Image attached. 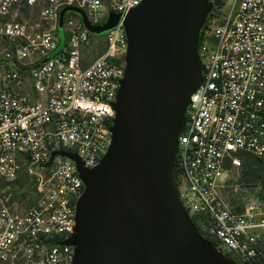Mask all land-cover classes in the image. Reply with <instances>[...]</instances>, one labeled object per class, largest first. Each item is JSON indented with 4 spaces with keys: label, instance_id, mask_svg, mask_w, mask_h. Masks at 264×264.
I'll return each instance as SVG.
<instances>
[{
    "label": "built area",
    "instance_id": "2783aa9c",
    "mask_svg": "<svg viewBox=\"0 0 264 264\" xmlns=\"http://www.w3.org/2000/svg\"><path fill=\"white\" fill-rule=\"evenodd\" d=\"M144 0H0V264H72L86 190L76 155L95 169L112 143L126 73L124 17ZM111 13L105 34L91 32ZM94 53H97L95 55ZM202 81L177 145L178 198L241 264H264V201L227 198L243 154L264 164V0L213 3L197 47ZM26 173L34 186L10 188Z\"/></svg>",
    "mask_w": 264,
    "mask_h": 264
},
{
    "label": "water",
    "instance_id": "95a60500",
    "mask_svg": "<svg viewBox=\"0 0 264 264\" xmlns=\"http://www.w3.org/2000/svg\"><path fill=\"white\" fill-rule=\"evenodd\" d=\"M201 0H144L124 17L126 73L114 107L112 143L92 170L74 154L86 190L77 208L72 264H230L194 230L172 181L176 128L202 81L197 58ZM91 32L121 20L111 13ZM212 10V8H211ZM201 69V67H200Z\"/></svg>",
    "mask_w": 264,
    "mask_h": 264
},
{
    "label": "trees",
    "instance_id": "16d2710c",
    "mask_svg": "<svg viewBox=\"0 0 264 264\" xmlns=\"http://www.w3.org/2000/svg\"><path fill=\"white\" fill-rule=\"evenodd\" d=\"M217 1L218 0H215L214 3ZM207 20L205 21V23L207 22ZM201 34H202V30H201ZM242 159H243V163L239 170V173L241 172L240 182L245 186H252V184L262 183L263 184V185L261 184L263 186L262 195H264V164L262 163L261 160L249 154H243ZM173 176H174V184L178 186L181 181L182 173L179 170L177 164L173 171ZM33 186H34V182L24 172L21 174L20 178L10 186V188L3 187V189L4 191H13L16 197H22V196H26L27 192L31 190ZM261 200L264 201V196ZM231 203L235 205L234 201H232ZM189 220L194 230L197 232V234L200 237H202L208 244L214 247L217 245L216 240L208 237L206 233L202 230L200 219L198 217L196 216L190 217ZM224 257L228 261L234 262L235 264H241L235 257H233L230 254H226Z\"/></svg>",
    "mask_w": 264,
    "mask_h": 264
},
{
    "label": "rangeland",
    "instance_id": "374dc122",
    "mask_svg": "<svg viewBox=\"0 0 264 264\" xmlns=\"http://www.w3.org/2000/svg\"><path fill=\"white\" fill-rule=\"evenodd\" d=\"M215 0H201L202 5L204 6L203 12H202V20L205 22L211 12V8L213 6ZM200 35H201V31H199L198 33V40L197 42H199L200 39ZM95 55H97V53H94ZM197 71L201 72L200 67H197ZM190 103V101H189ZM188 103V105H189ZM187 105V107H188ZM186 110L183 112L180 122L176 128V133H175V141L178 142L180 136L183 133V130L185 128V122H186ZM176 162H177V153L176 151H172L171 153V165H170V170L172 171V181H173V185H174V190H175V195L177 197L178 200V204L181 207V209L185 212V210L183 209V206L181 204V202L179 201V194H178V186L174 184V176H173V171L176 167ZM240 177H241V172L240 173H236L230 176L229 178V182H228V191H227V198L229 201H234L236 207H240L243 206L244 204H246L249 201L252 200H258V199H262L264 195H262L263 192V184L262 183H258V184H252V186H245L244 184H242L240 182ZM262 184V185H261ZM186 213V212H185ZM187 215V213H186ZM188 216V215H187ZM189 217V216H188ZM211 247L216 251L215 247L211 245ZM230 264H235L234 262H229Z\"/></svg>",
    "mask_w": 264,
    "mask_h": 264
}]
</instances>
